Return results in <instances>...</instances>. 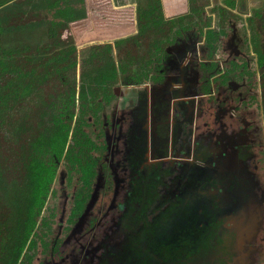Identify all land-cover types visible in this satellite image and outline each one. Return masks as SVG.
I'll list each match as a JSON object with an SVG mask.
<instances>
[{"label": "flooded vegetation", "instance_id": "af4514ba", "mask_svg": "<svg viewBox=\"0 0 264 264\" xmlns=\"http://www.w3.org/2000/svg\"><path fill=\"white\" fill-rule=\"evenodd\" d=\"M8 1L0 0V9ZM206 1L205 26L198 17L189 29L165 25L160 47L152 48L145 65L135 63L131 72L119 76L109 99L90 95L84 107L77 101L76 114L84 118L79 134L83 148L77 145L71 161L70 139L60 159L50 146L44 153L41 144L32 149L28 133L20 140L19 159L12 158L6 145L0 188L17 180L27 189L33 171L47 176L46 193L39 195L43 202L34 206L40 209L36 225L18 264H183L184 258L166 257L165 243L151 237H157L154 221L163 215L158 211L186 193L199 201L204 195L243 196L240 208L248 203L257 210L237 233L233 228L240 209L233 210L232 204L224 217L229 216L227 237L235 233V247L224 241L227 251H204L196 261L188 250L189 264H264V6L247 8L239 0L238 6H221L228 14L218 16L211 0ZM189 14H164V19ZM24 19L39 21L36 16ZM40 131L36 126L35 139ZM218 154L222 165L238 161L246 168L227 180L207 175ZM80 165L89 167L86 179ZM198 169L204 172L200 183ZM188 177L196 185L189 193ZM25 193L35 196L33 187ZM8 237V228L1 225L0 252ZM181 243L167 251L170 256L178 258Z\"/></svg>", "mask_w": 264, "mask_h": 264}, {"label": "trees", "instance_id": "16d2710c", "mask_svg": "<svg viewBox=\"0 0 264 264\" xmlns=\"http://www.w3.org/2000/svg\"><path fill=\"white\" fill-rule=\"evenodd\" d=\"M198 1L190 0L191 12L188 16L166 21L161 0H135L137 34L115 40L114 45L94 44L87 48V52L83 50L82 63L84 67L92 69V72L83 71L78 80L76 67L79 53L75 40L72 38L73 42L63 46L58 35V26L49 24L45 33L52 44H47L41 34L42 21L24 19L26 16L35 18L39 12L48 9L45 1L9 0L8 4L0 9V176L3 175V160L6 158L3 152L7 148L6 145H9L13 153L12 158L19 159L18 147L24 133H28L27 141L33 136L32 141H29L33 143L32 149H35L36 144H41L44 153V150L50 151L45 149L50 146L58 159L65 153L70 139L71 161L77 145L80 149L83 148L79 134L84 118L76 114L77 101H82L81 106L84 107V103L90 101V95L93 99L99 94L109 99L112 96V87L120 75L123 78L131 72L135 63L145 65L148 62L147 57L151 52L139 55L144 40L151 39L148 42L152 48L160 47L158 43H161L162 39L159 40L158 37L164 33L165 25H170V30L173 26L189 29V23H193V18L198 17L205 26L203 18L206 5L198 4ZM54 2L55 0H50V6H53ZM218 11L222 15L228 14L223 7ZM85 18V12L79 11L78 17L73 18L71 22ZM210 32L208 40L211 42ZM114 48L126 56L127 63L121 64L117 60L115 54L113 55ZM136 48L139 50L136 51ZM131 78L132 76L128 75V79ZM55 80L60 81L57 86L53 83ZM55 94L66 97L57 101L51 100ZM36 126L42 131L35 139ZM80 155L82 156L83 152L80 151ZM31 158L35 159V155ZM80 166L81 177L86 179V175L90 174L89 167ZM46 177L43 170L33 171V183L27 179V189L17 180L0 188V226L7 227L9 231L7 246L0 252V264H18L36 225L40 209L36 210L34 206L43 202L39 195L46 193ZM31 187L35 196L27 197L25 192L29 193ZM6 208L7 212L4 211Z\"/></svg>", "mask_w": 264, "mask_h": 264}, {"label": "rangeland", "instance_id": "374dc122", "mask_svg": "<svg viewBox=\"0 0 264 264\" xmlns=\"http://www.w3.org/2000/svg\"><path fill=\"white\" fill-rule=\"evenodd\" d=\"M46 3V7L48 9H45L44 11H42V13L38 14V16H36L37 20L39 21H47V23H43L42 26V36H44V40L47 42V44H52V41L49 39V36L46 35V30L48 28L49 23L53 26L57 25L56 22V17H57V10L56 9H50L49 5L50 3L47 0H44ZM53 1V0H51ZM65 1H67V3H70V23H72L71 21L73 20V18L78 17V12H84V5H83V1L82 0H63L64 4ZM210 2L208 1H204L203 4H209ZM66 5V4H65ZM211 6L213 5L214 8H212L213 10H215V14L216 15H222L221 12H219V8L221 7V5L219 4V2H215L214 4H210ZM81 10H80V8ZM211 10L210 12H212L213 10ZM91 16H92V21L89 22L87 21V19H82L79 20V23L76 24L75 26H79L82 25L83 28L88 29L91 25L92 28V32H98L100 35H102V37L98 38L97 36L91 35L90 37H84V41L82 40V42L79 39V36H81L76 30V32L79 34L77 40L80 42L77 46H78V53H79V57H78V65H77V69H76V75H77V79L79 80L80 75L82 74V72H92L90 68L88 67H84L83 62V58L81 56V54L83 55V53H81L83 50H87L88 47H90V44L93 43H103L106 41H109V39L111 38L112 40L115 39V37L120 38V36L122 35V32H117L118 30H112L110 31L109 28L111 27V25L113 24V22L109 19V17L105 18L104 21H100L98 22L99 18L95 15V12H93L91 10ZM109 16V15H107ZM73 17V18H72ZM26 19H30V16H26ZM64 18V19H63ZM42 19V20H41ZM55 19V21L53 20ZM58 23H63L66 22L68 24L69 20L66 19V17L64 16H60ZM52 20V21H51ZM194 20V18H193ZM58 21V20H57ZM77 22V20L75 21ZM74 23V22H73ZM207 23H211V22H207ZM104 24L106 25L107 28V32L106 35L107 37H105V35L103 34V29H104ZM132 25H135V23H131ZM66 24L63 23L61 27L58 26V35L59 38L63 44V46L68 45L70 42H73V39L75 38L73 35V30L71 29V25H70V32L68 33L66 30ZM78 29H80L79 27H77ZM137 28V26H136ZM127 33V32H126ZM72 37H70L71 35ZM69 37L71 39V41H69ZM73 38V39H72ZM106 38V39H105ZM151 39H147L144 40L142 47L139 50V55L141 54H146V53H150L152 50V47L150 45V43L148 41H150ZM76 41V40H75ZM89 41V42H88ZM85 42V43H83ZM83 43V44H82ZM117 49L114 48V53L115 57L117 58V60L120 61L121 64H125L128 61L126 56H124V54L116 51ZM55 51V50H54ZM87 52V51H86ZM134 53V52H133ZM144 58H146L144 56ZM73 74V71L72 73ZM222 106V105H220ZM224 108H226L225 106H222ZM209 115L211 110H209ZM209 117V116H208ZM207 117V118H208ZM210 118V117H209ZM206 120L203 119V121ZM202 125V129L204 130L205 128V124L200 123ZM232 135V133H231ZM236 138V137H234ZM199 161V165H200ZM203 162V160H202ZM245 164H247V168H249V165H251V163L249 162V160L245 161ZM199 168V167H198ZM199 171V169H198ZM187 173V171L185 172ZM203 171L198 172V179H199V183H200V177L202 175ZM176 183L179 182L178 180H175ZM185 187L186 190L188 189V193L189 190H194L193 187L196 188L195 185V178H191L188 177L185 180ZM184 182V181H183ZM241 202L243 200H245L243 198V196H241ZM235 200V197L232 196V194L230 196L225 195H218L215 197H209L207 195H204L200 201L199 199L196 198V195H192L189 196L187 193L185 195V197L183 198H175L174 200H171L169 206L167 207V210L165 209H160L158 212L163 214L159 219L156 220V222L154 221V223L157 225V228H155L156 230V234L157 237H151V238H157L160 240V242L165 243L164 247H162V253L165 254L166 257L168 258H172L173 260H181V258H184L181 262H183V264H189L191 262L190 259L188 257H186L188 255V250L190 251L192 256H195L193 258V260H197L202 256L201 252L204 251H212V250H216V248L219 247V250L223 247L225 251L228 250V247L224 245V241L225 244L227 243V245L233 249L232 247H235V241H234V237H235V233L231 232L232 235L229 236V238L227 237L228 235V231L226 229V221L229 220V216H225L224 214L227 213V209L232 208V204L233 201ZM246 201V200H245ZM240 204V203H239ZM220 209H225V210H220ZM253 213L255 214L257 212L256 208L252 209ZM167 212H170V216L169 214H166ZM167 215L169 216V218H166ZM201 215V216H200ZM250 215V214H249ZM165 217V219H162L160 221V219L162 217ZM251 216H253L251 214ZM162 222H164V224H162ZM231 222V220H230ZM161 229H160V227ZM211 228V230H210ZM155 232V231H154ZM155 234V233H154ZM228 240L226 241L225 239ZM156 239V240H157ZM185 239V240H184ZM179 242L181 243V246H178L177 250H176V256L178 258H174L173 256H170L169 253L167 252L169 249H171V247L174 244H179ZM185 244V245H184ZM188 248V249H187Z\"/></svg>", "mask_w": 264, "mask_h": 264}, {"label": "crops", "instance_id": "0c3cea01", "mask_svg": "<svg viewBox=\"0 0 264 264\" xmlns=\"http://www.w3.org/2000/svg\"><path fill=\"white\" fill-rule=\"evenodd\" d=\"M47 1L50 2V0H47ZM82 1L84 5V12L87 15L86 19L89 22V24H90V21H92V16L90 13L92 10L93 12H95V15L99 18L98 22L104 21L105 18L109 17V19L113 22L109 30L110 31L118 30L117 32H122V35L120 36V38L132 35L136 32V29H137L136 28V5L137 4L135 0H82ZM217 1L223 7L229 6L231 2H232L231 4L232 7L235 4L237 6L239 5V0H211V3L214 4ZM241 1H242V5L247 6V8L249 7L254 8V6H256L255 5L256 3H258L257 5L258 7L264 6V0H241ZM161 2H162L163 9H164V14L167 18H175L178 16L189 14V11H190L189 0H161ZM65 4L63 0H55L54 5L53 6L49 5V8L56 9L58 12L57 17H56L57 26L61 27L62 24L65 23L66 30L69 33L70 25H71V29L73 30L72 33L75 37L74 40H76L75 42L77 45L80 43L77 40L79 34L81 35L79 36V39L81 42L82 40L84 41L85 39L84 37H90L91 35L97 36L98 38L102 37V35H100L98 32H94V33L92 32L93 30L91 28V25L88 29H86V28H83L82 25L80 24L79 26H75L76 24L79 23V21L70 23V18H69L70 17V3H67V1H65ZM60 16H63V17L65 16L66 19L69 20L68 24L66 22L58 23V22H61L59 21L61 20ZM53 20L55 21V19ZM131 23H135V25H132ZM77 27H79L80 29H78ZM103 27H104L103 34L105 35V37H107L106 25L104 24ZM115 39L117 38L115 37ZM112 41L113 40L110 38L109 41H106V42H112Z\"/></svg>", "mask_w": 264, "mask_h": 264}, {"label": "water", "instance_id": "95a60500", "mask_svg": "<svg viewBox=\"0 0 264 264\" xmlns=\"http://www.w3.org/2000/svg\"><path fill=\"white\" fill-rule=\"evenodd\" d=\"M215 158L216 159L213 160L212 166H209L210 171H209V174H207V175H212L215 177L221 176V178L218 180H227V178H228L227 176L236 173L239 168H246V166H243L241 164V162H238V161L228 163L227 166L222 165L221 163H222L223 158L219 154ZM242 171L243 170H241L239 175L243 173ZM234 189L237 190L236 187H234ZM226 192H227V189H225L224 193H226ZM239 202H240V199L237 196H235V200L233 201V204H234L233 210L235 208L240 209V211H238L239 213L237 216L236 224L233 228V231H235L237 233H239V232L241 233V230L245 226L246 222H248V220L252 219V217H253V216H251L252 209L249 208L248 203L246 204V207L241 209ZM220 210L222 211L225 209H220Z\"/></svg>", "mask_w": 264, "mask_h": 264}]
</instances>
